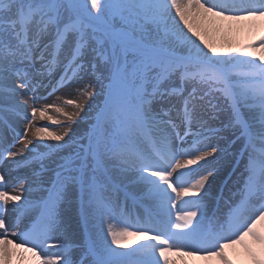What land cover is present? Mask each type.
I'll return each mask as SVG.
<instances>
[{
  "label": "snow or ice",
  "instance_id": "snow-or-ice-1",
  "mask_svg": "<svg viewBox=\"0 0 264 264\" xmlns=\"http://www.w3.org/2000/svg\"><path fill=\"white\" fill-rule=\"evenodd\" d=\"M27 254L264 264V0H0V264Z\"/></svg>",
  "mask_w": 264,
  "mask_h": 264
},
{
  "label": "bare ground",
  "instance_id": "bare-ground-1",
  "mask_svg": "<svg viewBox=\"0 0 264 264\" xmlns=\"http://www.w3.org/2000/svg\"><path fill=\"white\" fill-rule=\"evenodd\" d=\"M260 23L259 21L253 22V21H242L239 23V25H233L234 29H237L233 32V38L238 42V43H245L242 40V31L240 30L242 26H248L249 27V32H248V38L250 39V41L255 40L256 37L260 34ZM239 31H241V34L239 35ZM41 95H44L45 92L44 90H41ZM57 97H64V98H76L74 96V94L72 93L71 89H67V88H63L60 89L59 91H57L53 96L49 97V99L47 101H39V105L42 106L44 103H50L53 102L54 100H56ZM67 111H73L74 109L72 108H67ZM89 111L87 108L85 109V112ZM48 114H52L54 115V112L52 110L49 111ZM85 113H81V116H84ZM58 119L63 120V117H57ZM37 126H41L44 124H49L50 122L45 120H41L39 119V114H37V120L35 121ZM51 131H59V129L57 127H52L50 129ZM80 129H77V131H79ZM50 143H55L54 141H49ZM223 172V171H222ZM225 177V176H224ZM222 177V179L224 178ZM233 191H235V188L233 187ZM142 242V241H141ZM129 243H132V240H129ZM138 245L133 244V247H136ZM28 258L27 261H30L29 263H25V264H31V257L30 254H27ZM174 260H177V264L178 263H183L184 261H182L181 259H177L175 256L172 257ZM199 264H208L207 261H204V263H199Z\"/></svg>",
  "mask_w": 264,
  "mask_h": 264
},
{
  "label": "rangeland",
  "instance_id": "rangeland-1",
  "mask_svg": "<svg viewBox=\"0 0 264 264\" xmlns=\"http://www.w3.org/2000/svg\"><path fill=\"white\" fill-rule=\"evenodd\" d=\"M246 27H247V26H242L241 29H240L241 31H242V29H243V32H242L243 34L246 32L245 29H248V28H246ZM241 31H239V35L241 34ZM243 34H242V35H243ZM50 103H52V102H50ZM225 174H226V172H222V176H221V178L224 177Z\"/></svg>",
  "mask_w": 264,
  "mask_h": 264
}]
</instances>
